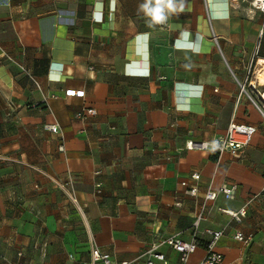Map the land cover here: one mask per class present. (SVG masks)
Masks as SVG:
<instances>
[{"label":"crops","instance_id":"obj_1","mask_svg":"<svg viewBox=\"0 0 264 264\" xmlns=\"http://www.w3.org/2000/svg\"><path fill=\"white\" fill-rule=\"evenodd\" d=\"M251 1L184 0L149 27L144 0H0V264H92L95 247L144 264L177 234L196 238L199 264L208 229L224 231L222 264H264V16ZM86 107L97 114L77 118ZM232 121L257 127L242 157L186 148ZM195 172L193 196L181 182ZM224 183L235 198L219 193L196 228ZM244 205L241 221L223 211Z\"/></svg>","mask_w":264,"mask_h":264},{"label":"built area","instance_id":"obj_2","mask_svg":"<svg viewBox=\"0 0 264 264\" xmlns=\"http://www.w3.org/2000/svg\"><path fill=\"white\" fill-rule=\"evenodd\" d=\"M252 6L260 11L264 16V0H252ZM168 19L164 24H157L155 26L163 27L167 26ZM264 33V30L262 31ZM216 41L217 38L215 37ZM246 91V84L241 85V94ZM65 94L67 96H76L83 98L85 97V90L69 89L66 90ZM97 114V110L94 107H86L76 113V117L79 119H87L89 116ZM46 128L53 131H59L58 124H47ZM257 131V127L248 123H239L232 121L228 127L225 136L216 138L211 141H198L194 139H189L186 142V148L189 150L199 149V150H213L219 155L229 151L234 157L240 158L243 156L244 150L249 146L253 140V137ZM60 150H64V146L60 147ZM193 182L189 180H183L181 185L185 187L186 192L196 196L199 192V187L197 181L200 180L201 175L195 172L191 176ZM239 185L237 183L222 184L218 189L209 188L206 191L205 202L203 208L198 212L194 226L199 227L201 221L204 219V212L209 201L215 200L219 193H223L228 198H235L238 191ZM97 192H101V183L97 184ZM73 200H76L73 196ZM228 213L232 218L237 221H241L243 217L247 215V205H244L239 210H223ZM207 232L210 234L211 238L207 243V253L199 264H222L224 260V255L216 251L215 247L219 239L223 236V230H213L208 229ZM236 238L249 244L252 240V235H245L243 232H237ZM168 245L172 247L179 253V264H194L191 262L192 254L198 248V242L195 237L189 240L183 239L179 234L173 235L167 238H162L160 241L155 242L141 257L144 258V264H169L166 254L160 251V246ZM19 256L22 258L24 256L23 252H19ZM98 261H103L105 264H113L110 254L104 253L100 248L95 247L92 250V264ZM16 264H27L26 262L20 260ZM75 264H87L85 262H76ZM122 264H128L123 262Z\"/></svg>","mask_w":264,"mask_h":264},{"label":"clouds","instance_id":"obj_3","mask_svg":"<svg viewBox=\"0 0 264 264\" xmlns=\"http://www.w3.org/2000/svg\"><path fill=\"white\" fill-rule=\"evenodd\" d=\"M183 10L184 0H144L139 6V11L149 18L146 21L149 27L164 24L169 15Z\"/></svg>","mask_w":264,"mask_h":264},{"label":"rangeland","instance_id":"obj_4","mask_svg":"<svg viewBox=\"0 0 264 264\" xmlns=\"http://www.w3.org/2000/svg\"><path fill=\"white\" fill-rule=\"evenodd\" d=\"M246 90H247V91L249 90L248 85L246 86ZM260 91H263V90L261 89ZM255 98H256L257 102H259V103H260L261 101H263L261 95H259V97H258V96H255ZM139 262H140V261H139ZM137 264H140V263L137 262Z\"/></svg>","mask_w":264,"mask_h":264},{"label":"bare ground","instance_id":"obj_5","mask_svg":"<svg viewBox=\"0 0 264 264\" xmlns=\"http://www.w3.org/2000/svg\"><path fill=\"white\" fill-rule=\"evenodd\" d=\"M261 61H263V60H261Z\"/></svg>","mask_w":264,"mask_h":264},{"label":"trees","instance_id":"obj_6","mask_svg":"<svg viewBox=\"0 0 264 264\" xmlns=\"http://www.w3.org/2000/svg\"><path fill=\"white\" fill-rule=\"evenodd\" d=\"M214 158H216V157H214Z\"/></svg>","mask_w":264,"mask_h":264}]
</instances>
